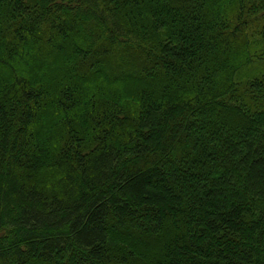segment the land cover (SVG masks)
<instances>
[{"label": "trees", "instance_id": "16d2710c", "mask_svg": "<svg viewBox=\"0 0 264 264\" xmlns=\"http://www.w3.org/2000/svg\"><path fill=\"white\" fill-rule=\"evenodd\" d=\"M0 264H264V0H0Z\"/></svg>", "mask_w": 264, "mask_h": 264}]
</instances>
